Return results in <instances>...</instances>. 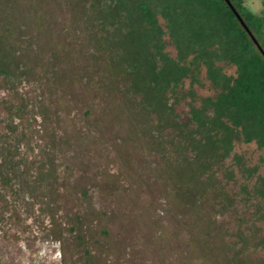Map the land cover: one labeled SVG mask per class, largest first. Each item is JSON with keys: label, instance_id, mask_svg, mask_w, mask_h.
I'll list each match as a JSON object with an SVG mask.
<instances>
[{"label": "rangeland", "instance_id": "obj_1", "mask_svg": "<svg viewBox=\"0 0 264 264\" xmlns=\"http://www.w3.org/2000/svg\"><path fill=\"white\" fill-rule=\"evenodd\" d=\"M107 3L0 0V264H264V145L193 131L204 65L146 106Z\"/></svg>", "mask_w": 264, "mask_h": 264}, {"label": "trees", "instance_id": "obj_2", "mask_svg": "<svg viewBox=\"0 0 264 264\" xmlns=\"http://www.w3.org/2000/svg\"><path fill=\"white\" fill-rule=\"evenodd\" d=\"M230 1L264 49V0L259 12ZM100 9L117 25L118 64L132 72L146 106L160 107L168 88L185 76L197 79L204 65L217 92L191 106L193 131L225 151L233 135L264 145V56L225 0H108ZM163 34L175 55L163 50ZM221 61L235 64V74Z\"/></svg>", "mask_w": 264, "mask_h": 264}, {"label": "water", "instance_id": "obj_3", "mask_svg": "<svg viewBox=\"0 0 264 264\" xmlns=\"http://www.w3.org/2000/svg\"><path fill=\"white\" fill-rule=\"evenodd\" d=\"M226 3L229 5V7L231 8V10L233 11V13L235 14V16L237 17V19L239 20V22L242 24V26L245 28V30L247 31V33L249 34L250 38L253 40V42L255 43V45L258 47V49L260 50V52L263 54L264 56V49L262 48V46L259 44L258 40L256 39V37L253 35V33L251 32V30L249 29V27L247 26V24L244 22L243 18L241 17V15L239 14V12L236 10V8L234 7V5L232 4V2L230 0H225Z\"/></svg>", "mask_w": 264, "mask_h": 264}]
</instances>
